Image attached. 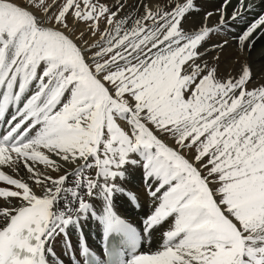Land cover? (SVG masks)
Returning a JSON list of instances; mask_svg holds the SVG:
<instances>
[{
  "label": "snow or ice",
  "instance_id": "obj_1",
  "mask_svg": "<svg viewBox=\"0 0 264 264\" xmlns=\"http://www.w3.org/2000/svg\"><path fill=\"white\" fill-rule=\"evenodd\" d=\"M201 9L0 0V264H264V0ZM235 26V64L207 59Z\"/></svg>",
  "mask_w": 264,
  "mask_h": 264
},
{
  "label": "bare ground",
  "instance_id": "obj_2",
  "mask_svg": "<svg viewBox=\"0 0 264 264\" xmlns=\"http://www.w3.org/2000/svg\"><path fill=\"white\" fill-rule=\"evenodd\" d=\"M200 2L202 5V9H201L202 11L205 9L208 11H213L215 7L220 4L221 0H200ZM229 11H231V9H229ZM197 19H199V17H197ZM212 19L214 21L216 17H213ZM239 31H240V27L235 26L228 31L227 36L225 35L213 36L212 39L208 41L207 47L210 50L206 58L211 59L213 56L219 55L221 57L222 65L231 68L235 64V61L237 59V46L235 41L231 37H233ZM223 39L229 40L228 46H226L223 50L218 49L216 51H212L211 45ZM251 63L256 73H260L261 71H264V39L259 41L254 47L251 53ZM22 169L19 170L18 176L26 178V172H25L26 170L23 171ZM5 171H7V169H5ZM142 184L143 182L141 181V175L139 172H136L128 176L127 182L124 184V187L132 192L136 191L137 195L139 196L141 195V193H143L141 192L140 189ZM138 201H139V207H135L134 203L136 201H133L134 203H132L128 196L118 193L115 199L116 210L119 214L129 219L131 222L137 224L140 218L144 215V212L147 211L148 208V205L144 201H142L141 198H138ZM83 227H84V233L86 234L90 245L96 246L98 244V239L101 237V234L96 224L94 222H88L85 223ZM72 238L73 241H75L76 235L73 234Z\"/></svg>",
  "mask_w": 264,
  "mask_h": 264
},
{
  "label": "rangeland",
  "instance_id": "obj_3",
  "mask_svg": "<svg viewBox=\"0 0 264 264\" xmlns=\"http://www.w3.org/2000/svg\"><path fill=\"white\" fill-rule=\"evenodd\" d=\"M21 169H22V168H21ZM22 170L24 171V170H26V169L23 168ZM25 172H26V171H25ZM141 181H142V178H141ZM143 187H144V185L142 184L140 189H141V192H143V193L140 192L141 195H139L138 197L141 198V200L144 201V202L148 205L149 202H148V199L146 198V196H145V194H144V193H145V189H144ZM133 192L137 193L136 191H133ZM143 195H144V196H143ZM140 196H141V197H140Z\"/></svg>",
  "mask_w": 264,
  "mask_h": 264
}]
</instances>
